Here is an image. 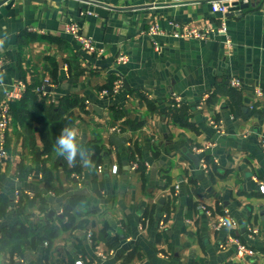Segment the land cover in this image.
<instances>
[{"label": "crops", "instance_id": "0c3cea01", "mask_svg": "<svg viewBox=\"0 0 264 264\" xmlns=\"http://www.w3.org/2000/svg\"><path fill=\"white\" fill-rule=\"evenodd\" d=\"M212 1L13 0L0 17V38L8 36L0 47V101L17 80L30 85L54 70L50 97L55 102L48 97L43 106L27 97L20 105L14 102L6 155L0 157V264H74L78 259L93 264H264V192L258 187L264 181V98L253 94L255 87L264 89V0H220L230 8L234 2L248 4L230 14L228 7L224 15L212 11ZM91 5H100L106 14L89 11ZM222 20L231 45L218 34L207 40L171 35L174 23L182 29L217 26ZM73 21L102 51H84L64 31ZM151 24L162 32L149 35ZM119 54L126 55V63L117 65ZM111 72L122 76L123 85L101 98L100 87ZM232 77L240 79V88L229 85ZM172 92L185 106L183 123L168 113ZM63 96L83 104L69 110L89 164L78 155L79 172L52 168L54 191L41 178L39 134L35 131L31 142L22 119L26 111L45 117L47 106ZM114 125L122 129L117 135L126 138L123 145L110 139ZM93 141L102 147L99 163L90 158ZM134 144L143 174L131 167ZM57 156L54 152L46 166L51 168ZM94 176L102 184L98 194ZM74 194L86 199L74 208L79 213L71 227L62 229L63 205ZM224 211L237 226L213 229L212 221ZM16 222L55 225L57 234L37 246L29 245L30 237L26 242L4 239L1 228ZM248 225L258 227L253 238L247 237ZM228 235L239 237L253 254L238 257L226 243Z\"/></svg>", "mask_w": 264, "mask_h": 264}, {"label": "trees", "instance_id": "16d2710c", "mask_svg": "<svg viewBox=\"0 0 264 264\" xmlns=\"http://www.w3.org/2000/svg\"><path fill=\"white\" fill-rule=\"evenodd\" d=\"M49 78L51 80H55V72H51ZM45 77V76H44ZM43 77V78H44ZM48 77V76H47ZM42 78V79H43ZM116 78V74L113 72L110 73V77L108 78V81L100 87V90L105 88L107 90L112 89V84L114 79ZM41 80H37L35 83H32L30 85H27L26 90L24 91L22 97L18 100H15L14 102L18 101V105L21 104L22 99H32L35 101H40V105L43 106L45 103L43 101L44 97L38 95L34 88L41 83ZM52 81V83H53ZM40 97V99L38 98ZM14 102L11 103V113L14 112L13 106ZM53 103V102H52ZM55 105V106H54ZM79 106L83 108V104L81 100L74 96H63L59 99L58 103L50 104L47 106L48 114L45 115V117H41L39 115H36V113H32V111H26V117H24V128L27 130V134L31 142L34 140V132L36 131L39 134V139L41 142V155H43V158L41 159L42 165H41V178L45 184V186L48 189L58 191L52 183V168H56L58 165H61L62 167L67 170L68 174L71 171L79 172L80 170V163L79 158L77 156L76 161L73 165H71L70 168H67V161L64 157L58 155L55 159L54 163H52L51 168L46 166V161L50 160L52 157V154L55 152L54 150V144L56 137L59 135L61 129L65 126H69L73 124L74 122V116L72 112L69 110L73 107ZM172 107L168 110V113L171 115L172 119L175 122L183 123L182 118L186 115L183 113V109L185 106L182 104L179 106L171 105ZM231 106V105H230ZM23 122V121H22ZM33 124L34 127L33 128ZM88 149L91 152V160L95 161L96 163L100 162V156L102 152V147L99 145L96 141H93L88 144ZM129 158L131 161L137 163L136 169L138 171H141V174L144 172V164L142 160L140 159V149L138 145L134 144L133 149H129ZM207 163H210V159L208 157L205 158ZM93 188L95 190V193L98 194L99 190L101 189V183H97V179L94 176L92 180ZM85 197L79 196V195H71V197L66 201V203L63 205V221H59L60 228L66 229L71 227L74 219L76 218V215L79 213V210L73 212L74 208L82 202L85 201ZM7 203V201H3ZM1 214V213H0ZM1 233L4 236V239L10 238L14 239V241L22 240L26 242V238L30 237V241L28 242L29 245L33 244H39L45 239H48L50 242L57 234L55 225H42L41 227H33V226H25L22 222H16L14 224H9L6 227L1 228ZM4 241V240H3ZM6 241V240H5ZM15 249H17L15 247ZM19 254H22L21 250L17 251Z\"/></svg>", "mask_w": 264, "mask_h": 264}, {"label": "built area", "instance_id": "2783aa9c", "mask_svg": "<svg viewBox=\"0 0 264 264\" xmlns=\"http://www.w3.org/2000/svg\"><path fill=\"white\" fill-rule=\"evenodd\" d=\"M3 1V3H6V0H0ZM177 1V0H173ZM247 2L248 0H243ZM228 5L224 4L220 0H213L211 2V9L212 11L216 12H221L223 15L225 12L228 10ZM173 29L171 31V35L174 37H179L183 39H192V38H197V39H203L207 40L211 37H214L216 34L220 35L223 37L224 42L227 45H231V38L227 32V27L225 24V21L222 20L219 25L213 26L210 23H206L205 25L201 26H196V25H186L183 26L182 29L178 28V23H174ZM64 31L70 35H72L81 45L82 49L84 51H87L89 53H94V52H100L102 51L101 48H97L95 44L93 43L92 39L83 35L80 32V27L78 22L73 21L70 23H67L64 27ZM162 31L159 29V27L156 24H151L148 29L147 33L149 35H154L157 33H161ZM127 57L124 54H119L116 59L117 65H121L126 63ZM4 65V60L0 58V69ZM229 85L235 88H240L241 87V81L238 77H232L228 81ZM123 85V78L122 76L117 73L116 78L113 81L112 84V89L109 91L105 88L101 89L99 91V96L101 98L106 97L108 95H111L115 93L117 90H119ZM51 86H53V83L51 79L47 76H45L41 83L37 85L34 88V91L43 97H48L51 102H55V99L53 97H50V89ZM27 88V84L24 80L19 79L15 83L11 85V87L6 91L3 99L0 101V157H3L6 155V148H5V141H6V133L8 130V126L10 124L11 120V103L14 102L15 100H18L22 97L24 91ZM253 94L257 98H264V89L260 87H255L253 89ZM205 99V97L202 99V101ZM171 101L172 105L179 106L181 103V96L175 92L171 93ZM213 128L215 129L216 132L219 131V125L216 124L215 122H212ZM110 130L116 134H122V129L118 125H114L110 128ZM211 144V143H208ZM260 145H261V150L264 152V135L260 137ZM198 150V149H196ZM201 149H199L200 151ZM201 165L203 168H206V162L204 159H201ZM131 167L135 169L137 167V163L133 162L131 164ZM97 170L100 172L102 171V166L98 165ZM112 172L116 171V166H112L111 168ZM258 181V179H257ZM259 182V190L261 192H264V181H258ZM178 185H176V188ZM28 194V193H27ZM29 195V194H28ZM18 193L15 195L16 201L18 200ZM202 209H205L204 206H201ZM206 213H209V210L205 209ZM164 222L161 220L159 221V225L162 226ZM212 228L215 230H219L222 227H236L237 226V221L229 215L227 211H224L222 214H219L214 221H212L211 224ZM247 237L253 238L255 234L258 233V227L253 226V225H248L247 226ZM87 239L89 241L92 240V232L88 231L87 232ZM226 243L229 245L233 246L235 253L238 257H243L245 255H251L253 254L252 250L247 246L245 242H243L239 237L235 235H228L226 238ZM46 245L47 242H44ZM97 255L105 258L106 253L102 251H98ZM74 264H93V263H86L82 259H78L74 262Z\"/></svg>", "mask_w": 264, "mask_h": 264}, {"label": "clouds", "instance_id": "9594fccd", "mask_svg": "<svg viewBox=\"0 0 264 264\" xmlns=\"http://www.w3.org/2000/svg\"><path fill=\"white\" fill-rule=\"evenodd\" d=\"M8 40V36L5 34L3 38H0V47L5 45ZM81 130L75 125L65 126L61 129L59 135L56 137L54 150L55 152L64 157L69 165H73L77 156L81 157L84 165L89 164V160L86 157V149L81 144Z\"/></svg>", "mask_w": 264, "mask_h": 264}, {"label": "water", "instance_id": "95a60500", "mask_svg": "<svg viewBox=\"0 0 264 264\" xmlns=\"http://www.w3.org/2000/svg\"><path fill=\"white\" fill-rule=\"evenodd\" d=\"M7 2L6 3H3V1H0V17L2 16V14L5 13V10L8 9V7L12 4L13 0H6ZM248 4L247 3H243V2H238V3H233L232 4V7L230 8L229 7V14H230V11L233 10H239V9H242L244 7H247ZM239 8V9H238ZM89 11H93L95 13H98L100 15H105L107 10L103 7H101L100 5H91L89 6ZM238 12V11H237ZM110 139L111 141H113L115 144L117 145H123L126 138L124 136H119L117 134H112L110 135ZM187 156L194 162V163H197L199 161V157L196 155V154H191V153H187ZM36 157L39 158V152L36 153ZM77 193H84V190L83 191H77Z\"/></svg>", "mask_w": 264, "mask_h": 264}, {"label": "rangeland", "instance_id": "374dc122", "mask_svg": "<svg viewBox=\"0 0 264 264\" xmlns=\"http://www.w3.org/2000/svg\"><path fill=\"white\" fill-rule=\"evenodd\" d=\"M222 214V213H221Z\"/></svg>", "mask_w": 264, "mask_h": 264}]
</instances>
